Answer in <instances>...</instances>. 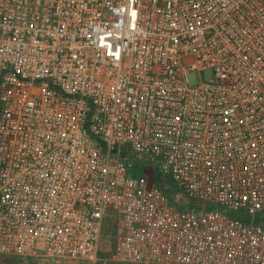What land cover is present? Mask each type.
<instances>
[{
    "label": "built area",
    "instance_id": "built-area-1",
    "mask_svg": "<svg viewBox=\"0 0 264 264\" xmlns=\"http://www.w3.org/2000/svg\"><path fill=\"white\" fill-rule=\"evenodd\" d=\"M0 255L264 264V0H0Z\"/></svg>",
    "mask_w": 264,
    "mask_h": 264
},
{
    "label": "rangeland",
    "instance_id": "rangeland-1",
    "mask_svg": "<svg viewBox=\"0 0 264 264\" xmlns=\"http://www.w3.org/2000/svg\"><path fill=\"white\" fill-rule=\"evenodd\" d=\"M197 73H189V81L192 84L198 82ZM137 174H139L136 171ZM0 264H77L70 260H55L47 257H33L26 255H0Z\"/></svg>",
    "mask_w": 264,
    "mask_h": 264
}]
</instances>
